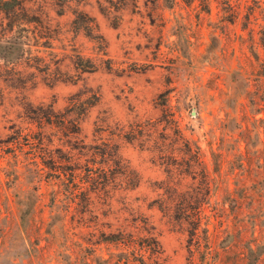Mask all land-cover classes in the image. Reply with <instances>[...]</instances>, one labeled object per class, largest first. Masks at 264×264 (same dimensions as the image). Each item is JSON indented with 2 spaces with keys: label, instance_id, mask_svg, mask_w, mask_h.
Wrapping results in <instances>:
<instances>
[{
  "label": "rangeland",
  "instance_id": "rangeland-1",
  "mask_svg": "<svg viewBox=\"0 0 264 264\" xmlns=\"http://www.w3.org/2000/svg\"><path fill=\"white\" fill-rule=\"evenodd\" d=\"M122 233L264 264V0H0V264H125Z\"/></svg>",
  "mask_w": 264,
  "mask_h": 264
},
{
  "label": "trees",
  "instance_id": "trees-1",
  "mask_svg": "<svg viewBox=\"0 0 264 264\" xmlns=\"http://www.w3.org/2000/svg\"><path fill=\"white\" fill-rule=\"evenodd\" d=\"M39 120H45L47 123H51L52 118L51 117H57L56 115H43V116H37ZM27 141V140H26ZM42 137H39L37 140V143L39 145L42 144ZM29 147L34 148L36 144L34 142H29ZM36 143V142H35ZM16 147H20V142L19 140H16L12 142L11 144V150H15ZM42 147V146H39ZM100 156H109L108 160L113 159V163L116 166L120 165V171L119 173L123 174V171H125L123 167V159L118 155V154H111L107 152V150H104L103 152H97ZM87 179L86 181H89L93 183V188H97L100 186H104L107 182V170L105 169H100L99 168V175H102V180H98L94 178L91 173H92V168L87 169ZM70 177L73 179L75 177L74 171L71 170ZM174 209H171L170 204H164L162 206V209H165L170 215H173L176 218H183L185 219L189 225V236L190 240H193L195 236H197V232L201 223V210L199 206L191 203L183 204V203H174ZM186 217V218H185ZM115 241L116 243L122 245L123 247L127 248V257L123 258L122 263L124 261L125 264H161L159 262V257L161 254V246L159 242L154 239L152 236H139V237H134L131 234L127 233H122L119 235ZM191 263V261H190Z\"/></svg>",
  "mask_w": 264,
  "mask_h": 264
}]
</instances>
